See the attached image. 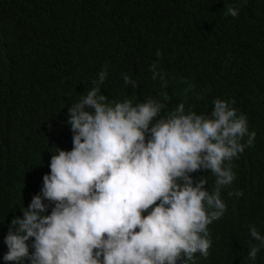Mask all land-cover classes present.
I'll list each match as a JSON object with an SVG mask.
<instances>
[{"label":"trees","instance_id":"1","mask_svg":"<svg viewBox=\"0 0 264 264\" xmlns=\"http://www.w3.org/2000/svg\"><path fill=\"white\" fill-rule=\"evenodd\" d=\"M227 5L237 17L224 14ZM153 62L164 89L151 78ZM105 65L110 99L164 90L169 109L183 102L198 114L216 98L235 100L256 138L232 161L236 179L222 192L223 217L208 227L207 257L189 264H264V248L247 259L249 226L264 235V0H0V264H9V225L41 194L56 148H73L68 109ZM124 74L137 88L125 87ZM200 176L210 191L215 177L192 174Z\"/></svg>","mask_w":264,"mask_h":264},{"label":"clouds","instance_id":"2","mask_svg":"<svg viewBox=\"0 0 264 264\" xmlns=\"http://www.w3.org/2000/svg\"><path fill=\"white\" fill-rule=\"evenodd\" d=\"M224 14L237 17L239 8L227 5ZM150 70L166 88L156 62ZM107 77L105 65L68 109L73 148H56L41 194L11 221L9 264H189L197 254L207 257L208 227L223 217L222 192L236 179L232 161L256 132L234 99L216 98L208 114L183 102L169 109L164 90L143 101L135 92L110 99L102 94ZM123 81L138 86L128 74ZM201 170L215 177L210 191L208 176L192 177ZM45 200L54 205L50 215ZM249 234L247 259L255 261L264 235L254 224Z\"/></svg>","mask_w":264,"mask_h":264}]
</instances>
